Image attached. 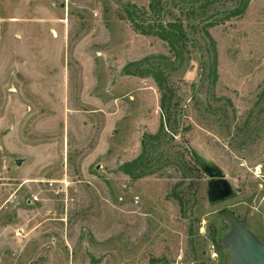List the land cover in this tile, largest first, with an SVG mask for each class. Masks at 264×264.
<instances>
[{
    "label": "rangeland",
    "instance_id": "374dc122",
    "mask_svg": "<svg viewBox=\"0 0 264 264\" xmlns=\"http://www.w3.org/2000/svg\"><path fill=\"white\" fill-rule=\"evenodd\" d=\"M149 2L0 0V264H232L228 213L264 244V0H159V13ZM242 4L208 28L213 81L202 27ZM131 12L180 18V59ZM155 72L175 126L153 151L157 171L132 180L122 165L163 119ZM190 151L199 180L182 179ZM216 179L231 195L212 204Z\"/></svg>",
    "mask_w": 264,
    "mask_h": 264
},
{
    "label": "trees",
    "instance_id": "16d2710c",
    "mask_svg": "<svg viewBox=\"0 0 264 264\" xmlns=\"http://www.w3.org/2000/svg\"><path fill=\"white\" fill-rule=\"evenodd\" d=\"M244 5L242 4V8H236V12H231L226 14L223 19L214 21L210 24H206L202 27V35L207 41V52H208V61L210 62L209 70L213 81L216 79V65H217V53L215 44L208 32V28L210 26L219 25L228 21L230 17L235 16L242 12ZM148 10L152 13H159L160 12V2L159 0H150L148 4ZM138 18V14L136 12H131L129 15V21L132 23L133 28L143 36H152L160 41L164 42L174 60H179L181 55L184 52L186 42H187V31L184 27L183 21L180 18H174L172 21H156L152 24H142L136 22ZM152 79L154 80L157 89L160 94V102L159 108L162 114V121L159 125L157 132L154 135H144L141 141V152L140 154L132 161L127 162L122 165L121 172L127 175L132 180H139L146 176H150L157 171L155 168L157 161L156 158H153V151L157 150L159 146L164 143L165 138L167 137L166 129L169 127L171 130L173 124H175V118L173 112H171V108H176V103H172L171 99L173 97L172 90L168 88L165 84V80L163 76H161L160 72H155L152 74ZM172 134V132H171ZM173 135V134H172ZM165 153L158 154L159 159L164 157ZM181 156V155H180ZM183 157V156H181ZM170 158L164 159V161H169ZM160 163V162H159ZM179 167L183 173L182 179H189L195 176L196 180L200 179V168L202 162L200 158L195 154L193 151L189 152V161L186 162L184 160H179ZM193 177H191L192 175ZM181 181V184L183 182ZM178 184V185H181ZM189 189L191 190L195 182H190ZM189 192L181 191L177 195H174L178 205L181 208L186 206V197L188 196ZM190 214H193L191 212ZM209 234L211 235V239L215 242V228L212 226L209 228ZM259 240V239H258ZM260 241V240H259ZM261 242V241H260ZM262 243V242H261ZM156 262V261H155ZM154 263V260L151 261V264Z\"/></svg>",
    "mask_w": 264,
    "mask_h": 264
},
{
    "label": "water",
    "instance_id": "95a60500",
    "mask_svg": "<svg viewBox=\"0 0 264 264\" xmlns=\"http://www.w3.org/2000/svg\"><path fill=\"white\" fill-rule=\"evenodd\" d=\"M19 160L16 165H19ZM209 178H215V174L205 171ZM231 195L230 185L224 179H216L208 185L207 200L209 203H217ZM225 224L230 232L222 241L232 264H264V244L249 232L244 222L238 221L231 214H227Z\"/></svg>",
    "mask_w": 264,
    "mask_h": 264
}]
</instances>
